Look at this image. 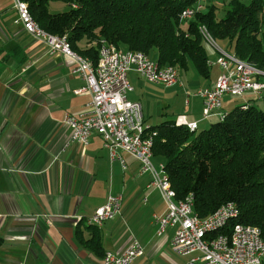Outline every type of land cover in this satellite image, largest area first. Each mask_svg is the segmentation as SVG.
<instances>
[{
    "label": "crops",
    "instance_id": "0c3cea01",
    "mask_svg": "<svg viewBox=\"0 0 264 264\" xmlns=\"http://www.w3.org/2000/svg\"><path fill=\"white\" fill-rule=\"evenodd\" d=\"M16 17L13 0H0V264H102L106 251L120 253L132 239L140 241L143 254L131 264H186L188 257H180L171 245L175 228L157 233L156 216L167 211V203L158 189L146 188L151 175L141 172L139 160L127 153L123 161L112 158L96 133L88 144L71 139L63 120L86 109L91 93H76L86 81L73 72L72 59L50 52L15 23ZM207 44L210 78L204 82L193 75L190 81L197 89L213 85L221 73L215 63L218 51ZM129 78L133 90L128 98L131 94L146 122L156 126L151 106L175 97L161 86L179 82L166 86L133 70ZM193 97L170 113L172 119L164 120L168 113L162 110L156 119L184 117L197 121L198 129L200 123L207 128L213 121L205 123L202 99L196 93ZM254 100L253 92L238 99L225 95L222 109L228 113ZM110 194L122 195L120 212L91 227L88 218ZM93 230L100 238L96 250L85 243L94 237Z\"/></svg>",
    "mask_w": 264,
    "mask_h": 264
},
{
    "label": "trees",
    "instance_id": "16d2710c",
    "mask_svg": "<svg viewBox=\"0 0 264 264\" xmlns=\"http://www.w3.org/2000/svg\"><path fill=\"white\" fill-rule=\"evenodd\" d=\"M21 1L41 28L67 37L72 50L96 66L101 41H107L149 55L156 50L161 66H174L178 71L193 66L202 77L210 78L209 52L201 33L204 27L214 40L227 41L238 58L264 70L260 37L264 0H228L222 18H218L215 4L208 3L187 21L181 13L206 0ZM51 2L64 3L67 8L53 12ZM260 100L262 104L256 103ZM154 129L153 156L165 159L164 169L176 199L192 194L194 211L200 217L232 201L240 216L230 224L257 226L264 239V91L260 99L235 107L223 120L200 131L171 120ZM92 232L94 237L85 243L96 250L100 238Z\"/></svg>",
    "mask_w": 264,
    "mask_h": 264
},
{
    "label": "built area",
    "instance_id": "2783aa9c",
    "mask_svg": "<svg viewBox=\"0 0 264 264\" xmlns=\"http://www.w3.org/2000/svg\"><path fill=\"white\" fill-rule=\"evenodd\" d=\"M13 3L17 12L15 23L21 24L26 33L45 43L50 52H61L72 59L73 72L80 74L86 81V86L76 90V93H91L86 109L80 113L67 114L63 120L64 125L71 129V139L88 144L91 136L96 133L101 136L112 158L123 161V154L127 153L139 160L141 172H149L151 175L146 188L158 189L167 203V211L156 216L157 233L163 234L168 227L175 228L171 245L176 252L188 257L186 264H261L264 259L261 231L254 225L240 222L230 224L240 216L234 202L228 201L209 215L200 217L194 211L193 195L177 200L164 164L161 163L157 169L152 162L157 131L144 119L141 104L128 98V93L133 90L129 72L133 70L148 81L166 86L178 83L179 73L170 72L169 65H164L161 73H154L153 60L148 53L123 50L112 43L101 41L98 58L100 72L91 75L89 62H79L74 56L64 54L61 40L59 43H49L47 38L38 35L23 20L15 0ZM199 10L201 8L196 3L181 14H184V20L187 21ZM201 33L218 51L215 63L220 66L221 73L213 85L199 88L196 95L202 99L204 119L217 116L223 120L227 115L222 109L225 95L242 96L253 92L256 99L261 98L264 70L254 67L250 61L233 59L231 51L212 44V37L205 34L204 27ZM114 50H122V60H114ZM175 122L190 130H198L197 121L179 117ZM122 200V195L110 194L107 202L88 218V222L100 227L107 220L115 218L121 210ZM144 200L147 201V196ZM228 228L229 232H225ZM142 254V244L132 239L120 253L106 251L102 264H131Z\"/></svg>",
    "mask_w": 264,
    "mask_h": 264
},
{
    "label": "rangeland",
    "instance_id": "374dc122",
    "mask_svg": "<svg viewBox=\"0 0 264 264\" xmlns=\"http://www.w3.org/2000/svg\"><path fill=\"white\" fill-rule=\"evenodd\" d=\"M227 1L228 0H206L203 2V8L202 9L205 10L207 8L208 3H214L216 8H217L216 14H217L218 18H222L224 16L225 10L227 8L226 6L224 8V5L227 3ZM244 1L248 2L249 0H244ZM65 8H67V5H65L64 3H60V2H51L50 3V10L53 12L61 11V10H64ZM260 37L262 38V40L264 42V26L262 27ZM207 41L208 40L204 38V42H206V44H205L206 48L211 50V47L207 44L209 42H207ZM216 43L218 45H219V43L221 45L225 44L226 45L225 49H228V46H227L228 42L227 41L224 42V41H220V40L216 39ZM150 56L153 59H157V51L153 50L150 53ZM178 73H179V83H178L179 85L178 86H175L172 88H167L165 86H161L164 88V90H166V89L172 90L173 91L172 93L175 96L174 99L166 100V102H164V105L161 103H159V105L154 103L151 106L152 110H153V115H155L152 118L151 123H153L155 125H157V123H160V121H162V118H161L162 116L157 117V119H156V115H157V112H159V110L160 111L162 110L163 113L164 112L168 113V115L165 114L166 118H163L164 120L165 119H172L173 116H171L170 113H173V111L176 112V111H179L180 109L185 108L186 107V104H185L186 98L190 99V100L194 99L193 94H195L198 89L196 88L195 84H192L190 81V78H192L193 75H195L194 77L198 78L201 81L205 82L206 80H208L206 78L200 77V75L192 67H191V71L189 70L188 72H186V71H180L179 70ZM229 97L230 98H236V99L239 98V96L234 97L233 95H229ZM129 98L130 99L133 98L131 94L129 95ZM167 103H170V104L167 105ZM256 103L262 104V101L260 100V101H257ZM210 120L215 122L218 120V117L212 116L211 118H208L205 121V123L210 121ZM203 124L204 123H200L198 131L206 128ZM152 162L156 166V168L159 169V165L161 163L165 164V159L162 156H155L154 155V156H152ZM173 253L176 254L174 251H173ZM177 256H180V255L177 254ZM180 257H183V256H180ZM183 259H185V258H183Z\"/></svg>",
    "mask_w": 264,
    "mask_h": 264
},
{
    "label": "bare ground",
    "instance_id": "6f19581e",
    "mask_svg": "<svg viewBox=\"0 0 264 264\" xmlns=\"http://www.w3.org/2000/svg\"><path fill=\"white\" fill-rule=\"evenodd\" d=\"M15 1H16V7L19 9L23 20L28 22V24H30L33 27V29L37 31L38 35L43 36V38H47L49 43H59V40H61V45H62L64 54L74 56L75 58L78 59L79 62H89V72H91V75H98V72H100V63L96 66L90 58H85L82 55L75 52L74 50H72L70 42L67 37L54 35V34H51L45 31L34 20L28 7L25 5V3L21 0H15ZM201 7H202L201 4H198V8H201ZM188 8H191V7H188ZM181 18L184 19V14L181 15ZM204 32L206 35H210V33L205 28H204ZM212 43H215V40L213 38H212ZM231 57L233 59H240L234 54H231ZM114 60H122V50H114ZM162 69H164V66H161L157 60H153L154 73H161ZM169 71L178 72V69H176L174 66H169Z\"/></svg>",
    "mask_w": 264,
    "mask_h": 264
}]
</instances>
